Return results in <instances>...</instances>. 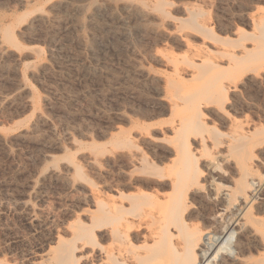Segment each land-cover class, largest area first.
Here are the masks:
<instances>
[{"label": "rangeland", "instance_id": "374dc122", "mask_svg": "<svg viewBox=\"0 0 264 264\" xmlns=\"http://www.w3.org/2000/svg\"><path fill=\"white\" fill-rule=\"evenodd\" d=\"M185 7L229 40L237 28L251 32L245 16L264 0H0V264H46L40 255L54 236L89 221L92 191L123 179L112 157L118 128L173 118L159 99L172 76L167 61L186 54L173 36ZM253 92L245 111L264 124V90ZM256 202L264 222V188ZM263 254L253 247L245 260Z\"/></svg>", "mask_w": 264, "mask_h": 264}, {"label": "bare ground", "instance_id": "6f19581e", "mask_svg": "<svg viewBox=\"0 0 264 264\" xmlns=\"http://www.w3.org/2000/svg\"><path fill=\"white\" fill-rule=\"evenodd\" d=\"M183 11L173 36L186 54L167 61L172 76L159 99L173 118L118 128L112 157L123 179L92 191L89 221L54 236L40 255L46 264H264L245 260L251 248L264 249L256 202L264 124L245 111L253 91L264 90V9L245 16L250 33L237 28L229 40L211 34L193 7Z\"/></svg>", "mask_w": 264, "mask_h": 264}]
</instances>
